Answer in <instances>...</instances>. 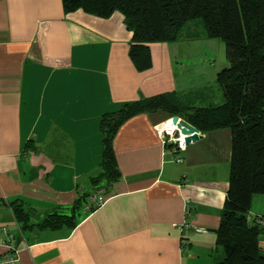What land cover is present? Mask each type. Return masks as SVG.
Listing matches in <instances>:
<instances>
[{
  "label": "crops",
  "instance_id": "obj_1",
  "mask_svg": "<svg viewBox=\"0 0 264 264\" xmlns=\"http://www.w3.org/2000/svg\"><path fill=\"white\" fill-rule=\"evenodd\" d=\"M132 38L120 12L103 18L65 13L62 0H0V235L17 230L7 203L22 204L37 225L70 214L81 196L106 198L91 212L82 199L73 229L24 230L30 248L16 264H212L221 254L206 228L218 229L229 187L230 128L201 132L177 162L155 130L172 114L138 113L114 138L119 179L93 180L104 114L164 93L192 107L225 100L217 74L226 62L207 61L194 44L156 42L151 67L139 70ZM201 39L216 41L185 42ZM55 140L61 147L49 152ZM250 214L264 215L263 194Z\"/></svg>",
  "mask_w": 264,
  "mask_h": 264
},
{
  "label": "trees",
  "instance_id": "obj_2",
  "mask_svg": "<svg viewBox=\"0 0 264 264\" xmlns=\"http://www.w3.org/2000/svg\"><path fill=\"white\" fill-rule=\"evenodd\" d=\"M65 13L82 9L108 18L114 12L124 16L133 32L130 57L139 70L152 65L150 44L175 42L189 21L201 19L203 36L225 44L228 65L217 74L224 103L214 107L186 105L174 93H164L125 103L101 120L103 154L101 173L93 177L113 182L120 177L113 147L116 133L130 117L163 109L177 115L200 132L221 128L232 131L229 187L217 232L221 254L212 264H264V225L249 222L252 197L264 194V0H62ZM58 138V137H57ZM56 147V148H55ZM55 140L49 152L59 149ZM60 159L59 155L55 156ZM81 196L70 214L52 213L41 223H30L29 213L18 202L9 203L23 231L73 229ZM264 218V215H255Z\"/></svg>",
  "mask_w": 264,
  "mask_h": 264
},
{
  "label": "built area",
  "instance_id": "obj_3",
  "mask_svg": "<svg viewBox=\"0 0 264 264\" xmlns=\"http://www.w3.org/2000/svg\"><path fill=\"white\" fill-rule=\"evenodd\" d=\"M166 123H169V126H166ZM155 130L160 136L163 144L166 146L168 144L174 145L171 152L173 153V160L177 162L182 161V157L179 153L184 152L187 148V145L184 141V135H182L176 125H173L171 119L166 122H161L155 125ZM106 201L103 192H96L94 194H89L83 203V208L88 212L93 211L94 209L102 206ZM6 207L9 209L13 216V222L16 226V233L11 232L10 229H3L4 236L0 235V264H16L19 260L20 252L23 249H29L30 246L27 243L25 233L22 229L21 224L18 222L17 218L13 213L12 207L9 203L6 204ZM248 221L253 222L257 221L261 225H264V218L255 217L252 214L248 215ZM20 242V244H17Z\"/></svg>",
  "mask_w": 264,
  "mask_h": 264
},
{
  "label": "rangeland",
  "instance_id": "obj_4",
  "mask_svg": "<svg viewBox=\"0 0 264 264\" xmlns=\"http://www.w3.org/2000/svg\"><path fill=\"white\" fill-rule=\"evenodd\" d=\"M203 28H204V26H203L201 19L198 18V19L189 21V23L185 25V27L182 31L181 37L175 42H179L180 44H182L184 46L194 44V46L200 47V50L202 52L206 51L207 61L214 62L213 60H215L217 65L219 63L226 62V65H228L227 59H226L225 44L221 40L214 39L216 41H211L212 43H208V41L206 43L202 39H201V41H197V42L195 41L196 43L195 42H188V43L185 42V40L189 39L190 35L193 34V32L198 33L201 36H203V33H204V32H202ZM198 38H200V37H198ZM216 42H219V43H216ZM210 44H212V45H210ZM219 44H220V47H219ZM166 147H167V149H170V151H171L172 148L174 147V145L168 144V145H166ZM80 210H81V208L78 211L80 212Z\"/></svg>",
  "mask_w": 264,
  "mask_h": 264
},
{
  "label": "water",
  "instance_id": "obj_5",
  "mask_svg": "<svg viewBox=\"0 0 264 264\" xmlns=\"http://www.w3.org/2000/svg\"><path fill=\"white\" fill-rule=\"evenodd\" d=\"M171 122L173 125H176L179 129L180 133L184 135V141L186 145L191 144L192 142L197 141L201 137V132L191 125L189 122L184 120L183 118L173 115L171 118ZM208 231H212L217 233L218 229L206 228Z\"/></svg>",
  "mask_w": 264,
  "mask_h": 264
},
{
  "label": "bare ground",
  "instance_id": "obj_6",
  "mask_svg": "<svg viewBox=\"0 0 264 264\" xmlns=\"http://www.w3.org/2000/svg\"><path fill=\"white\" fill-rule=\"evenodd\" d=\"M166 126H169V123H168V124H166Z\"/></svg>",
  "mask_w": 264,
  "mask_h": 264
}]
</instances>
